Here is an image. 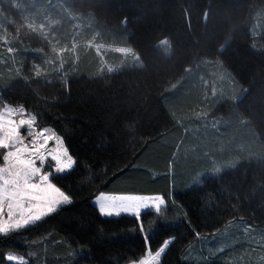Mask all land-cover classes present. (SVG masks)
<instances>
[{"label": "trees", "instance_id": "16d2710c", "mask_svg": "<svg viewBox=\"0 0 264 264\" xmlns=\"http://www.w3.org/2000/svg\"><path fill=\"white\" fill-rule=\"evenodd\" d=\"M67 1L92 14L86 36L128 47L141 63L112 52L107 67L80 46L63 68L35 73L24 45L45 39L35 32L15 39L19 58L0 68V97L64 139L76 163L53 182L74 203L0 235V264H15L4 259L10 252L27 264L142 257L137 221L102 217L92 203L100 192L164 195L162 216L142 213L152 251L174 237L161 264H257L241 249L251 240L230 246L210 236L238 220L264 225V0ZM209 68L226 74L215 90L198 81Z\"/></svg>", "mask_w": 264, "mask_h": 264}, {"label": "snow or ice", "instance_id": "6c2138e0", "mask_svg": "<svg viewBox=\"0 0 264 264\" xmlns=\"http://www.w3.org/2000/svg\"><path fill=\"white\" fill-rule=\"evenodd\" d=\"M23 106L0 108V235L8 236L30 228L74 203L70 191L53 182L70 175L76 163L64 139L51 128L37 129V116L27 114ZM26 129V135L21 134ZM51 142V143H50ZM51 169L45 171V168ZM93 174L86 177L91 182ZM85 181H81V185ZM92 203L102 217L131 215L145 241V254L129 264H161V257L174 237L165 238L155 251L151 250L150 229L145 228L142 213L154 211L163 215L164 195H124L100 192ZM199 238L200 233H196ZM83 251V250H80ZM76 255V252L72 253ZM4 259L27 264L23 255L8 253Z\"/></svg>", "mask_w": 264, "mask_h": 264}, {"label": "rangeland", "instance_id": "374dc122", "mask_svg": "<svg viewBox=\"0 0 264 264\" xmlns=\"http://www.w3.org/2000/svg\"><path fill=\"white\" fill-rule=\"evenodd\" d=\"M259 14L264 21V5ZM90 18L91 20L93 18L91 13L85 14L80 11L76 12L73 7L69 6L67 0H45L44 3L37 4H24L15 0H1L0 68L8 69L10 66H14L15 60L19 58V55L13 43L15 39H18V41L22 43L19 37L27 36L30 32H35L36 35L45 39V41H42L40 44L30 43L24 45L26 51L31 52L33 55L30 62L35 73H41L44 71V67L55 69L63 68L64 63L70 55L78 54L80 46H84L85 48L92 47L94 52L103 61L101 64L107 67L112 66L108 62L107 64L104 63L105 56L112 52H118L121 58H128L129 62L137 61L139 64L141 63L138 54L134 53L128 47L105 44L100 41L97 42L96 37H93V35L86 36L88 31L89 33H94L92 30L90 31ZM80 50H82V48H80ZM205 60L214 61L215 64L217 63L216 59L206 58ZM225 76L226 74L224 71L217 68H209L206 70V75H198V81L202 82V84L209 85L212 90H215L219 87L218 84L221 85L223 83L221 80ZM5 105L10 107L23 106L18 102H8L0 97V108H3ZM25 113L26 115L24 117H16L17 121L20 118H27V114H32L26 109ZM41 128L53 129L50 126ZM41 128L37 127V129ZM21 134L26 135V129H21ZM3 151L4 150H0V153ZM0 163H2V159H0ZM50 170L51 169L47 167L45 168V171ZM107 194L154 195L127 193ZM240 238L243 240H251L244 243L241 248L251 252L248 254V258L252 259L257 264H264V225L254 226L243 220H238L231 223L229 227L224 228L220 233L210 236V239H217L218 241L223 239V242L228 243L227 245L230 246L239 243ZM132 260L138 259H131L125 264H129ZM241 260V264H252L248 259H246V261H244V259Z\"/></svg>", "mask_w": 264, "mask_h": 264}]
</instances>
